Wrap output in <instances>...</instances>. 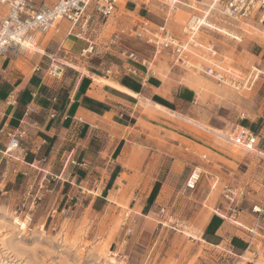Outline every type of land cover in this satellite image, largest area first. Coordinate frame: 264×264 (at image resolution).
<instances>
[{
    "label": "rangeland",
    "instance_id": "1",
    "mask_svg": "<svg viewBox=\"0 0 264 264\" xmlns=\"http://www.w3.org/2000/svg\"><path fill=\"white\" fill-rule=\"evenodd\" d=\"M165 3L166 0H123L116 14L102 22L93 36L98 54L89 64L98 56L121 65L123 51L151 61L153 49L134 36L140 23L147 22L151 28L166 23L173 35L181 37L182 27L190 17L178 15L175 9L188 10L176 6L169 12ZM211 17L203 24L209 29L200 28L197 37L205 46H215L216 60L198 52L192 64L197 68L212 64L249 82L246 88L236 91L215 83L199 70L173 67L167 55L155 57L151 66L155 76L185 90V97L173 111L198 122L194 125L166 112L145 118L146 124L140 128L145 151L154 150L164 162L158 178L163 181L167 168L173 163L175 167L172 181L164 184L161 192L160 184L152 190L148 203L156 199L155 205L141 211L140 205L145 203L155 178L146 175L132 188L119 191L118 198L112 199L114 204L101 214L71 207L64 215L54 216L50 226L42 227L40 221L32 219L21 231L12 220L23 221L25 214L12 205L13 198L9 200L4 195L0 201L2 264H264V153L259 150L264 144L251 152L230 143L236 126L264 137V29ZM60 24L67 27L65 22ZM60 24L44 36L35 35L36 43L42 41L41 46H29L23 41L31 51L30 57L41 55L53 40L60 43L64 39L65 34L60 37ZM109 40L114 45L107 50ZM73 45L69 37L64 49ZM57 48L53 57L59 59ZM241 113L245 116L242 120ZM203 156L205 159H201ZM195 168L202 172L200 182L194 191H185L183 183ZM253 207L263 212L254 214ZM212 220L238 230L241 224L250 231L245 230L250 235L247 260L221 257L197 244L199 233Z\"/></svg>",
    "mask_w": 264,
    "mask_h": 264
},
{
    "label": "crops",
    "instance_id": "2",
    "mask_svg": "<svg viewBox=\"0 0 264 264\" xmlns=\"http://www.w3.org/2000/svg\"><path fill=\"white\" fill-rule=\"evenodd\" d=\"M33 2L51 8L56 0ZM8 13L9 6L0 4V22ZM60 27V37L65 34L64 39L60 43L53 40L41 55L36 53L30 57L31 51L27 48L0 59V128L24 133L12 158L1 155L8 138L0 134V201L4 195L9 200L13 198L12 205L18 210L24 181L20 183L19 177L14 179L10 170L26 171L27 165L33 164L39 173L29 170L31 176L46 180L42 198L31 214L42 227L50 226L54 216L71 207H84L93 214H101L114 204L109 198L117 199L119 191L132 188V184L146 175L155 178L140 208L150 210L157 201L148 203L152 190L160 184L161 192L164 184L172 181L175 167L173 163L167 168L163 181L158 178L163 171V158L154 150L145 151L140 128L146 124L145 118L164 112L161 109L174 112L185 97V90L156 76L142 81L141 73L135 78L121 74L105 76L106 70L114 71L120 64L98 56L91 64L92 57L80 59L77 54L83 44L73 39V47L64 49L69 38L67 27L62 24ZM25 41L29 46L42 45V41L38 44L32 38ZM56 46L61 55L56 60L66 66L60 67L61 73L56 77H51L47 72L51 59L57 55ZM63 51L68 54L64 56ZM97 79L115 83L135 96ZM184 83L192 88L190 82ZM9 96L15 101L13 105ZM28 110L32 113H27ZM262 137L259 133L258 148L264 144ZM259 150L264 153V148ZM238 227L239 230L212 220L199 233L196 242L221 257L241 259L248 253L250 235L241 224Z\"/></svg>",
    "mask_w": 264,
    "mask_h": 264
},
{
    "label": "built area",
    "instance_id": "3",
    "mask_svg": "<svg viewBox=\"0 0 264 264\" xmlns=\"http://www.w3.org/2000/svg\"><path fill=\"white\" fill-rule=\"evenodd\" d=\"M173 4L185 8L191 14L207 16H218L229 21L240 23H250L264 29V0H172ZM123 0H56L51 8H46L42 4H35L33 0H0V4L9 6L8 15L0 22V59L8 54L17 55L24 50L23 41L28 37L34 39L36 34L45 35L51 29L56 28L60 23L67 24L66 37H71L83 44L77 56L80 59L87 60L98 54V44L94 37L100 30V24L106 22L114 16L120 8ZM126 4V3H124ZM204 25L194 28L189 21L182 27V36L177 37L166 28V23L151 28L148 23H140L134 31V36L142 40L154 51V57L151 61L140 59L133 52H122L123 57L120 67H115L114 71L106 70L105 76L124 75L132 78L138 77L140 73L142 81L155 76L152 71V63L157 55H167L173 67L181 70H199L198 72L223 86L230 87L236 91L247 87L249 79H238L221 71L212 64H204L199 68L192 63L198 52H203L206 58L216 60L218 55L213 44H204L198 39L197 34ZM208 28V27H206ZM209 29V28H208ZM107 50L114 45L113 40L106 44ZM63 51V55H67ZM52 65L47 74L56 77L61 73L60 67L65 64L57 62L56 58L51 59ZM54 64V65H53ZM143 78V79H142ZM10 105L15 101L9 96ZM27 113H32L28 110ZM244 114H239V118L244 119ZM4 133L8 138V144L1 152L5 158H12L14 151L19 148L20 141L23 138V132L14 133L10 130L0 128V134ZM230 143L245 151H251L258 147L259 134L253 133L249 128L236 126L231 134ZM201 159H205L203 156ZM71 164H75L74 161ZM28 170L17 172L10 170V174L20 183L24 181V190L21 193L19 202L20 214L24 213V219L32 221V212L40 202L42 192L45 190V178L38 175L31 176L29 170L39 169L33 164L27 165ZM193 169L183 183L185 191H194L201 179L202 172ZM68 209L61 210L60 215L67 213ZM254 214H261L262 209L253 207ZM54 214V213H53ZM55 215V214H54Z\"/></svg>",
    "mask_w": 264,
    "mask_h": 264
},
{
    "label": "bare ground",
    "instance_id": "4",
    "mask_svg": "<svg viewBox=\"0 0 264 264\" xmlns=\"http://www.w3.org/2000/svg\"><path fill=\"white\" fill-rule=\"evenodd\" d=\"M166 3H168V5H169V12H172V10L174 9V8H176V5H174L173 4V1L172 0H166ZM165 3V4H166ZM175 11H176V13L178 14V15H188L189 14V17H190V19H189V22H190V24L194 27V28H196L197 26H201V24L203 25L204 23H206V22H208L209 20H210V16H211V14H209V15H207V16H203V15H201V16H199V15H196V14H191V13H188V11H185V10H180V9H178V8H176L175 9ZM211 20H212V17H211ZM246 29V28H245ZM248 29V28H247ZM251 30V29H250ZM244 31V30H243ZM249 32V34L251 35V36H253L254 35V32H252V30L251 31H248ZM248 34V35H249ZM30 38H32V37H26L25 39H24V41L27 39V41H30ZM33 40H34V38H32ZM24 50H27V47H25L24 46ZM98 80V82L99 83H102V84H106V85H108V86H110V87H113V88H115V89H117V90H120V91H122V92H125L126 94H129V95H131V96H135L133 93H131V92H129V91H127V90H125V89H123L122 87H120L119 85H117V84H115V83H112V82H109V81H106V80H103V79H97ZM97 82V81H96ZM97 82V83H98ZM158 108V107H157ZM162 111H164V112H166V113H169V114H171V115H175V116H177V117H180L179 119H183L184 121H188V122H190V123H193L194 125H198L196 122H194V120L192 121V120H189V119H186L185 117H183V116H181V115H179V114H177V113H174V112H171V111H167V110H164V109H161ZM200 128V127H199ZM202 129H205V128H202ZM216 133V132H215ZM220 137H223L224 138V136L223 135H220ZM253 151H255V149H253V150H251V152H253ZM109 200L110 201H112V199L111 198H109ZM29 223V221H28V218H26V219H24L23 221H20L19 219H13L12 220V224H13V226H15V227H18V230H25L26 228H27V224ZM14 227V228H15ZM106 256L107 257H109L110 256V252L108 251L107 253H106ZM247 253L241 258L242 260H247ZM113 258H111L110 257V261L111 262H113ZM0 264H2L1 262H0ZM9 264H12V263H9ZM243 264V263H242Z\"/></svg>",
    "mask_w": 264,
    "mask_h": 264
},
{
    "label": "trees",
    "instance_id": "5",
    "mask_svg": "<svg viewBox=\"0 0 264 264\" xmlns=\"http://www.w3.org/2000/svg\"><path fill=\"white\" fill-rule=\"evenodd\" d=\"M122 84H123V82H122ZM162 105H165L166 106V104H164L163 102H162ZM168 107V106H167Z\"/></svg>",
    "mask_w": 264,
    "mask_h": 264
}]
</instances>
